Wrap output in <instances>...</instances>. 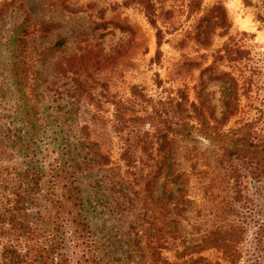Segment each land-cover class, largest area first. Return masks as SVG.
I'll return each mask as SVG.
<instances>
[{
	"label": "rangeland",
	"instance_id": "374dc122",
	"mask_svg": "<svg viewBox=\"0 0 264 264\" xmlns=\"http://www.w3.org/2000/svg\"><path fill=\"white\" fill-rule=\"evenodd\" d=\"M190 2L0 0V207L21 171L38 173L36 207H49L50 171L67 161L80 164L105 264H264V178L252 181L241 167L240 178L226 176L215 147L196 135L159 141L149 116L180 89L220 120L226 74L251 90L225 126L242 118L264 126V0ZM43 23L56 26L45 36ZM58 40L60 50L47 55ZM225 44L243 50L240 71L218 53ZM117 113L137 122L118 134ZM220 199L226 220L214 207ZM222 221L240 228L228 261L216 248L193 247Z\"/></svg>",
	"mask_w": 264,
	"mask_h": 264
},
{
	"label": "trees",
	"instance_id": "16d2710c",
	"mask_svg": "<svg viewBox=\"0 0 264 264\" xmlns=\"http://www.w3.org/2000/svg\"><path fill=\"white\" fill-rule=\"evenodd\" d=\"M196 1L191 0L189 8L195 7ZM55 26L43 23L42 31L45 36ZM19 28H22V25ZM19 35L16 41L21 40ZM155 38V58L159 59L162 43L159 30L156 31ZM63 43L64 40L56 41L46 50L47 55H54ZM19 44L21 45L22 41ZM221 52L229 61L235 63L233 69L240 71L239 68L246 60L243 50L237 48L231 51L225 44L218 51ZM12 68L13 75L19 78L18 64H14ZM218 80L225 84L222 96L224 110L220 120L211 119L213 117L207 115L201 99L190 101L188 95L178 89L173 96L167 97L165 103L159 101L158 104L162 106L154 108L149 114L152 116L154 137L164 142L168 136L187 138L196 135L215 147L218 152L217 162L228 172L226 176L232 173L236 179L240 178L237 169L241 167L252 181H259L264 178V126L259 127L256 121L243 118L234 125L225 126L226 120L232 116V109L236 110L238 107L240 96L249 97L251 82H246L245 79L243 85L239 86L234 77L226 74ZM238 89H242L240 94ZM115 117L113 127L118 134L129 128L128 121L137 122L136 118L125 120L121 113H117ZM24 118H27L28 124L31 123L29 113L24 115ZM79 167L80 164L72 165L67 161H60L52 169L49 167L51 171L46 193L49 207L43 209L36 207L41 196V179L37 177L38 173L21 171L16 174L13 197L7 205L0 207V228L5 227L8 235L4 240L0 237V264H105L84 210L82 189L76 174ZM219 195L220 190L216 189V195L212 198H218ZM214 207H223L218 213L226 220L225 216L229 210L226 207L229 206L220 199ZM222 222L215 231L209 233L204 242L193 247L199 250L216 248L222 252L223 259L228 261L225 254L231 249L234 239L239 236L240 228L232 223Z\"/></svg>",
	"mask_w": 264,
	"mask_h": 264
}]
</instances>
